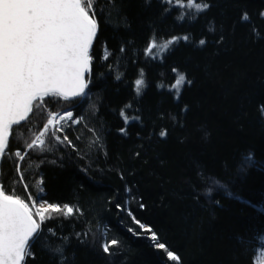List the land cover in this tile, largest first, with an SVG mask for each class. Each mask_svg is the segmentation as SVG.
Segmentation results:
<instances>
[{
    "label": "trees",
    "instance_id": "trees-1",
    "mask_svg": "<svg viewBox=\"0 0 264 264\" xmlns=\"http://www.w3.org/2000/svg\"><path fill=\"white\" fill-rule=\"evenodd\" d=\"M206 2L194 13L180 6L187 0H94L99 30L85 95L46 98L14 127L1 161L6 194L64 209L42 223L25 264H258L264 0ZM153 35L189 39L153 49V58L145 52ZM177 73L191 81L178 96ZM66 108L80 120L64 135L70 143L48 133L45 149L29 151L48 116Z\"/></svg>",
    "mask_w": 264,
    "mask_h": 264
},
{
    "label": "snow or ice",
    "instance_id": "snow-or-ice-1",
    "mask_svg": "<svg viewBox=\"0 0 264 264\" xmlns=\"http://www.w3.org/2000/svg\"><path fill=\"white\" fill-rule=\"evenodd\" d=\"M167 2L173 3V0ZM93 5L94 0H0V159L6 155L10 138H14V127L28 121L34 108L40 107L46 97L70 100L85 95L88 88L85 74L91 72L90 52L99 30ZM180 6L193 9L194 13H202L210 7L206 0H187L186 5ZM178 19L182 20L183 15ZM241 19L248 21L247 13ZM179 39L188 40L189 37H172L158 43L153 35L145 52L155 58L153 49L167 52ZM204 43V40L200 41L201 45ZM186 81L191 84L183 73H177L171 86L177 96ZM144 83L141 74L135 81L137 95L141 94ZM261 111L264 113V106ZM121 115H124L123 111ZM124 118L127 121V117ZM63 121L80 122L74 120L71 110L50 114L46 124L42 125L43 131L35 135L28 148H43L46 135L50 130H57L58 125L62 129ZM16 130L21 135L26 134L24 129ZM14 155L21 161L25 158L19 151ZM252 162L249 153L243 158L241 171ZM65 207L67 215L73 214L72 207ZM63 210L54 204L37 207L35 201L30 207L24 199L6 194L0 185V264H25L26 257L31 255L30 241L34 237L42 239L37 233L41 231L42 223L51 218L48 214ZM152 239H157L155 234ZM158 246L164 248L163 244ZM109 247L105 244L104 251L108 252ZM52 251L63 255L61 247ZM259 251L264 252V249ZM168 257L178 260L171 252Z\"/></svg>",
    "mask_w": 264,
    "mask_h": 264
},
{
    "label": "rangeland",
    "instance_id": "rangeland-1",
    "mask_svg": "<svg viewBox=\"0 0 264 264\" xmlns=\"http://www.w3.org/2000/svg\"><path fill=\"white\" fill-rule=\"evenodd\" d=\"M48 98V97H47ZM45 100H47L46 98H45ZM44 100V101H45ZM39 103V102H38ZM44 103V102H43ZM71 108H66V109H64V110H61V111H58V113H64V112H66V111H68V110H70ZM72 111V110H71ZM73 112V111H72ZM57 113V112H56ZM75 113L73 112V116H74V120H77L76 119V117H75V115H74ZM48 118H49V116H48ZM47 118V119H48ZM80 121V120H79ZM47 122V121H46ZM80 123V122H79ZM79 123H75V122H73V121H63L62 122V125H63V127H62V129H60V126L58 125L57 126V130H50V134H52L53 135V137H54V139H55V141H59V142H61L62 144H65V143H67V144H69L70 143V140H69V138H67L65 141L63 140V138L64 137H66V136H64L66 133H67V130H69V129H72V128H76L78 125H79ZM46 124V123H45ZM47 136V135H46ZM64 136V137H63ZM35 137V136H34ZM34 137H33V139H34ZM46 139V142H45V145L43 146V148H33V149H29V151H40V150H43V149H45L46 148V146H47V138H45ZM41 204H39V203H36V206L37 207H39ZM31 206H32V203H31ZM52 213H49L48 214V216H50ZM38 219V218H37ZM258 264H264V253H262V255H261V257H260V259H259V261H258Z\"/></svg>",
    "mask_w": 264,
    "mask_h": 264
},
{
    "label": "water",
    "instance_id": "water-1",
    "mask_svg": "<svg viewBox=\"0 0 264 264\" xmlns=\"http://www.w3.org/2000/svg\"><path fill=\"white\" fill-rule=\"evenodd\" d=\"M94 42H95V41H94ZM93 45H94V43H93ZM93 45H92V48H93ZM91 50H92V49H91ZM90 53H91V52H90ZM89 74H90V73H86V74H85V78H86V80H87ZM86 90H87V89H86ZM82 97H83V96H81V97H75V98H72V99H70V100H76V99H79V98H82ZM46 98H47V97H46ZM24 123H25V122H22V124H24ZM22 124H21V125H22ZM15 127H16V126H15ZM2 159H3V158H2ZM2 159H0V166H1V161H2ZM37 234H38V233H37ZM34 238H35V237H34ZM34 238H33V239H34ZM31 242H32V241H30V243H31Z\"/></svg>",
    "mask_w": 264,
    "mask_h": 264
},
{
    "label": "bare ground",
    "instance_id": "bare-ground-1",
    "mask_svg": "<svg viewBox=\"0 0 264 264\" xmlns=\"http://www.w3.org/2000/svg\"><path fill=\"white\" fill-rule=\"evenodd\" d=\"M148 239H149V240H153L152 237H148ZM260 257H261V255H260ZM260 257H259V258H260ZM258 260H259V259H258Z\"/></svg>",
    "mask_w": 264,
    "mask_h": 264
}]
</instances>
